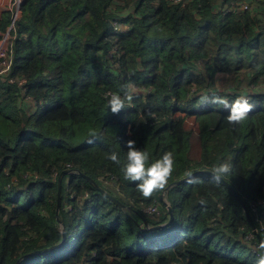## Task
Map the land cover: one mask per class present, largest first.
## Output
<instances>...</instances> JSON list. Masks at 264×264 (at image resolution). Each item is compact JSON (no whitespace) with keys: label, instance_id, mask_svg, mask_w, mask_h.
Here are the masks:
<instances>
[{"label":"trees","instance_id":"trees-1","mask_svg":"<svg viewBox=\"0 0 264 264\" xmlns=\"http://www.w3.org/2000/svg\"><path fill=\"white\" fill-rule=\"evenodd\" d=\"M21 10L12 66L0 74V264H255L264 239V92L251 98L247 88H264V0H23ZM10 17L2 14L0 28ZM118 20L125 30L113 31ZM222 72L226 99L243 94L253 104L237 125L228 109L201 103L220 95L210 83ZM128 84L144 91L112 114L107 94ZM179 111L196 114L199 159ZM130 139L150 162L173 153L168 184L230 161L227 181L247 211L223 183L197 175L166 192V224L161 193L144 198L139 182L123 177ZM63 229V245L26 256L60 242Z\"/></svg>","mask_w":264,"mask_h":264},{"label":"clouds","instance_id":"clouds-1","mask_svg":"<svg viewBox=\"0 0 264 264\" xmlns=\"http://www.w3.org/2000/svg\"><path fill=\"white\" fill-rule=\"evenodd\" d=\"M144 91L138 89L133 84H128L121 89L120 93H108L107 104L112 114H119L127 106H131L134 96ZM122 93V94H121ZM201 103H210L222 106L229 110L227 120L230 124L237 125L244 122L249 113L252 111L253 104L249 97L243 94L239 95L234 101L229 102L228 99L221 95L213 94L209 97L207 94L201 96ZM128 149L126 155V163L122 166L121 171L125 180L139 182L137 191L144 198H151L155 193H163L168 187V183L174 172L175 157L171 151L165 152L162 157L150 162V156L147 151L138 149L135 140L126 142ZM109 159L116 164H120L119 153L112 152ZM233 172V164L224 160L215 165L210 172V179L216 184H221ZM188 182L196 183L198 178L188 174ZM247 243V241H244ZM257 257L255 264H264V239H261L256 246Z\"/></svg>","mask_w":264,"mask_h":264},{"label":"built area","instance_id":"built-area-1","mask_svg":"<svg viewBox=\"0 0 264 264\" xmlns=\"http://www.w3.org/2000/svg\"><path fill=\"white\" fill-rule=\"evenodd\" d=\"M23 0H9L8 4L5 6V11L10 12L11 17L9 24L5 29L0 28V74H4L8 72L12 66V59L9 54V48L11 46V38L10 32L14 31L16 28V21L21 17L22 10L21 4ZM174 2H180L182 0H173ZM248 5L246 3L243 4L242 9L247 8ZM120 20L114 22L115 31L125 30L123 22H119ZM4 30V31H3ZM114 31V30H113ZM264 88L255 87L253 88L255 93H263ZM147 213L152 214L157 211V203L148 206L145 210Z\"/></svg>","mask_w":264,"mask_h":264},{"label":"water","instance_id":"water-1","mask_svg":"<svg viewBox=\"0 0 264 264\" xmlns=\"http://www.w3.org/2000/svg\"><path fill=\"white\" fill-rule=\"evenodd\" d=\"M72 170H66V171H63L62 172V175L64 173H69L71 172ZM210 172H211V169H199V170H196L194 172H192V176H197V175H210ZM81 175L85 176L98 190H100L103 194H105L107 197H109L110 199H112L114 202H116L117 204L119 205H123L121 203V201L116 198L114 195H112L110 192H108L106 189H104L101 185H99L93 178H91L90 176H87L85 175L84 173H80ZM188 180V175L185 176L184 178L182 179H179V180H176L174 182H171L170 184H168V187L166 188L165 192L161 193L159 195V199L164 201L166 203V205L168 206V210L170 212V219L166 222V224L170 223V221L173 219V210L172 208L167 204V202L165 201L166 200V192L171 189L172 186L176 185V184H179V183H182V182H185ZM231 192L232 194L236 197V199L238 200V202L243 206V208L247 211V206L245 204V202L243 201V199L241 198V196L239 195V193L237 192V190L231 185V183L229 181H223L222 182ZM61 179H59V187H58V204H57V214H59V210H60V206H61V197H62V194H61ZM249 216V215H248ZM249 221L251 223V226L253 228V231L258 234V236L260 237V234L258 233V230L257 228L254 227V224L251 220V218L249 217ZM62 233H63V238L60 242H58L57 244L53 245V246H50V247H47L45 249H42V250H38V251H35V252H32L26 256H29V255H32L34 253H42V252H46V251H49V250H54L58 247H60L61 245L64 244L65 242V238H66V234H65V229L62 230ZM261 238V237H260ZM19 261L16 263L18 264Z\"/></svg>","mask_w":264,"mask_h":264},{"label":"rangeland","instance_id":"rangeland-1","mask_svg":"<svg viewBox=\"0 0 264 264\" xmlns=\"http://www.w3.org/2000/svg\"><path fill=\"white\" fill-rule=\"evenodd\" d=\"M9 1V0H8ZM5 9V8H4ZM119 22H122V20H120ZM113 30L115 31L114 28V24H113ZM4 31V30H3ZM15 35V32L11 31L10 32V38H11V42L13 39V36ZM12 57V56H11ZM228 72H222V73H217L216 76L213 78V80L211 81L210 84H212L211 88L213 87L214 89H219V93L221 96H223L224 98H228L230 91L227 90L229 88V80H228ZM237 80L239 78V76H234ZM231 77L229 76V79ZM228 80V81H227ZM257 88L260 87L261 85H251L247 88V91L249 92L251 98L254 95H259L260 93H255L253 88ZM261 91H264L263 89H261ZM248 96V95H245ZM249 97V96H248ZM249 100L250 97H249ZM177 114H180L182 116H186L185 119V127L187 129V131L189 132L190 135V143H191V155L194 158L199 159L201 157V151H200V136L197 134L200 129H199V122L197 121V117L196 114H191V115H186L184 111L182 112H178ZM256 234L254 232H251L250 235H248V237L250 239H252Z\"/></svg>","mask_w":264,"mask_h":264},{"label":"crops","instance_id":"crops-1","mask_svg":"<svg viewBox=\"0 0 264 264\" xmlns=\"http://www.w3.org/2000/svg\"><path fill=\"white\" fill-rule=\"evenodd\" d=\"M8 4V0H0V17L2 16L3 13H5V6ZM213 88V87H212ZM200 129V128H199ZM200 136V133H197ZM200 143H201V138H200ZM200 151H201V144H200ZM193 157V156H192ZM194 158V157H193Z\"/></svg>","mask_w":264,"mask_h":264}]
</instances>
